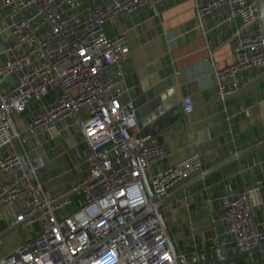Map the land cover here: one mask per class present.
Returning a JSON list of instances; mask_svg holds the SVG:
<instances>
[{"label":"built area","instance_id":"2783aa9c","mask_svg":"<svg viewBox=\"0 0 264 264\" xmlns=\"http://www.w3.org/2000/svg\"><path fill=\"white\" fill-rule=\"evenodd\" d=\"M161 1L0 0V149L14 138L25 141L14 114L52 95L28 127L51 133L60 120L74 124L86 167L82 177L48 195L39 178L40 158L27 151L0 154V173L8 174L0 204L19 203L11 227L39 228L0 256V264H225L224 246L250 253L264 244V220L255 222L252 213L257 188L222 203V245L176 251L169 242L161 209L175 190L202 180L209 169L195 155L153 173L166 152L140 133L132 102L121 101L130 48L121 36H107L103 27L138 9L155 15ZM194 8L199 19L220 9L227 20L239 21L233 61L212 71L216 95L223 100L247 84L238 73L264 72L256 3L208 0ZM181 103L185 112L193 109L190 96H182Z\"/></svg>","mask_w":264,"mask_h":264},{"label":"crops","instance_id":"0c3cea01","mask_svg":"<svg viewBox=\"0 0 264 264\" xmlns=\"http://www.w3.org/2000/svg\"><path fill=\"white\" fill-rule=\"evenodd\" d=\"M206 1L164 0L156 5L155 15L138 9L103 26L107 36H121L130 48L123 64L121 101L132 102L140 133L151 136L166 152L153 165V173L195 155L209 169L202 180L175 190L161 209L176 251L222 245L226 237V226L219 218L222 203L246 190L257 188L253 218L264 220V72L241 71L237 77L247 81L245 87L223 100L217 97L212 71L233 61L239 21L227 20L220 9L199 19L194 4ZM186 95L193 107L189 112L181 103ZM52 97L31 102L15 113V127L25 141L14 138L0 149V154L27 151L40 158L39 178L48 195L58 193L86 171L84 145L74 124L60 120L51 133L28 127L30 118ZM7 179L8 174L0 173V186ZM18 212V202L0 204V256L39 229L21 225L22 240L14 245L5 241ZM224 248L225 264H264V244L250 253Z\"/></svg>","mask_w":264,"mask_h":264},{"label":"water","instance_id":"95a60500","mask_svg":"<svg viewBox=\"0 0 264 264\" xmlns=\"http://www.w3.org/2000/svg\"><path fill=\"white\" fill-rule=\"evenodd\" d=\"M255 3H256V9H257V14H258V17L260 20L261 28H262V31L264 34V0H255ZM147 190H148V193L150 194L151 190H150L149 185H147ZM16 227H19V224L12 226V228H16ZM169 242H170V240H169Z\"/></svg>","mask_w":264,"mask_h":264},{"label":"rangeland","instance_id":"374dc122","mask_svg":"<svg viewBox=\"0 0 264 264\" xmlns=\"http://www.w3.org/2000/svg\"><path fill=\"white\" fill-rule=\"evenodd\" d=\"M5 241L11 242L13 245L16 244V242L22 240V234L18 227L13 228L4 236Z\"/></svg>","mask_w":264,"mask_h":264}]
</instances>
